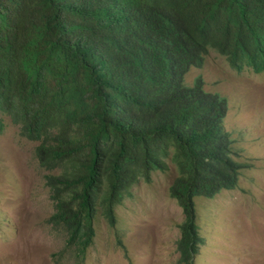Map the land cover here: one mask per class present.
Returning a JSON list of instances; mask_svg holds the SVG:
<instances>
[{
	"label": "trees",
	"instance_id": "16d2710c",
	"mask_svg": "<svg viewBox=\"0 0 264 264\" xmlns=\"http://www.w3.org/2000/svg\"><path fill=\"white\" fill-rule=\"evenodd\" d=\"M209 48L264 71V0H0V115L38 141L77 256L98 214L114 225L131 186L170 161L168 194L183 213L176 264H193L205 242L194 197L234 188L248 166L226 98L200 75L185 83Z\"/></svg>",
	"mask_w": 264,
	"mask_h": 264
},
{
	"label": "rangeland",
	"instance_id": "374dc122",
	"mask_svg": "<svg viewBox=\"0 0 264 264\" xmlns=\"http://www.w3.org/2000/svg\"><path fill=\"white\" fill-rule=\"evenodd\" d=\"M198 75L206 89L226 98L225 125L240 150L238 159L248 166L234 188L194 197L205 242L193 264H264V71L234 68L210 48L202 66L189 68L185 83ZM37 143L0 115V264H176L183 213L168 194L177 174L172 162L166 171L153 170L150 181L131 186L116 206L114 225L98 214L93 241L81 258L53 216L48 170L36 158Z\"/></svg>",
	"mask_w": 264,
	"mask_h": 264
},
{
	"label": "clouds",
	"instance_id": "9594fccd",
	"mask_svg": "<svg viewBox=\"0 0 264 264\" xmlns=\"http://www.w3.org/2000/svg\"><path fill=\"white\" fill-rule=\"evenodd\" d=\"M210 49V48H209ZM208 49V50H209ZM212 49H214V48H212ZM215 50V49H214ZM217 51V50H216ZM208 52V51H207ZM218 52V51H217ZM219 53V52H218ZM219 54H221V53H219ZM221 55H223V54H221ZM204 56H205V54H204ZM224 57H225V55H223ZM226 58V57H225ZM204 60V59H203ZM227 60V59H226ZM228 61V60H227ZM203 63V62H202ZM229 63V62H228ZM230 65V64H229ZM192 66H195V65H192ZM200 66H202V64L200 65ZM200 66H196V67H200ZM231 66V65H230ZM191 67V66H190ZM251 67V66H250ZM235 68V67H234ZM253 69V68H252ZM189 70V69H188ZM254 70V69H253ZM256 72H259V71H256ZM187 73V72H186ZM201 76V75H200ZM204 80V79H203ZM205 88V87H204ZM206 89V88H205ZM208 90V89H207ZM227 107H228V105H227ZM227 110H228V108H227ZM227 114V113H226ZM224 122H225V118H224ZM226 126V125H225ZM227 128V127H226ZM232 137V136H231Z\"/></svg>",
	"mask_w": 264,
	"mask_h": 264
}]
</instances>
